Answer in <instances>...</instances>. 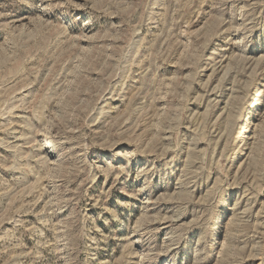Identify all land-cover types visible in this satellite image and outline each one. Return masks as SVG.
<instances>
[{
  "label": "rangeland",
  "instance_id": "obj_1",
  "mask_svg": "<svg viewBox=\"0 0 264 264\" xmlns=\"http://www.w3.org/2000/svg\"><path fill=\"white\" fill-rule=\"evenodd\" d=\"M0 264H264V0H0Z\"/></svg>",
  "mask_w": 264,
  "mask_h": 264
},
{
  "label": "bare ground",
  "instance_id": "obj_2",
  "mask_svg": "<svg viewBox=\"0 0 264 264\" xmlns=\"http://www.w3.org/2000/svg\"><path fill=\"white\" fill-rule=\"evenodd\" d=\"M45 146H47V144H45Z\"/></svg>",
  "mask_w": 264,
  "mask_h": 264
}]
</instances>
